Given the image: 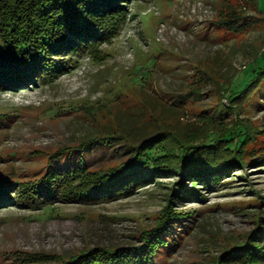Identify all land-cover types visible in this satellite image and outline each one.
I'll return each mask as SVG.
<instances>
[{
	"label": "rangeland",
	"instance_id": "374dc122",
	"mask_svg": "<svg viewBox=\"0 0 264 264\" xmlns=\"http://www.w3.org/2000/svg\"><path fill=\"white\" fill-rule=\"evenodd\" d=\"M257 1L264 15V0ZM253 5L251 0H131L118 37L100 52L96 46L92 55L62 57L67 68L55 78L29 80L12 91L0 88V174L36 182L55 153L71 157L66 148L77 151L74 159L88 155L93 170L116 167L128 160L125 139L135 143L161 132L192 137L240 122L261 133L264 112L258 110L240 112L236 122H212L219 104L229 102L198 82L203 71L226 83L264 65V21ZM234 12L246 24L242 33L219 24ZM113 134L124 141L80 147ZM226 178L212 190L196 186L205 200L175 197L180 174L98 205L59 203L53 212L0 208V264H61L95 248L139 247L140 234L159 224L170 197L171 210L186 219L173 223L176 246L160 264H215L255 226V209L245 205L256 195L264 198V164Z\"/></svg>",
	"mask_w": 264,
	"mask_h": 264
},
{
	"label": "trees",
	"instance_id": "16d2710c",
	"mask_svg": "<svg viewBox=\"0 0 264 264\" xmlns=\"http://www.w3.org/2000/svg\"><path fill=\"white\" fill-rule=\"evenodd\" d=\"M130 1L0 0V88L12 91L28 86L29 80L55 78L56 73L67 68L60 64L62 57L80 52L92 55L96 46L99 50L102 44L111 43L126 22ZM251 2L253 10L258 12V1ZM233 14L236 13L227 14L219 24L232 32L242 33L246 24L241 25L239 15ZM259 14L263 22L264 15ZM239 74L226 83H219L215 74L205 71L199 77L200 84H210V92H216L229 102V105L219 104L212 122L227 120L232 123L244 110L264 112V65L248 77ZM220 126L223 132L206 128L204 135L192 137L174 136L171 131L135 143L126 137L128 160L102 170H93L88 155L79 154V158L74 159L72 151H77L66 148L71 157L63 160L62 152L55 153L58 157H50L45 175L36 182H14L0 174V208L20 206L53 212L54 205L59 203L98 205L131 197L137 189L180 174L183 180L178 183L175 197L180 201L192 197L205 200L195 189L198 184L208 190L219 188L234 170L240 172L251 165L264 164V138L259 143L257 137L264 135V130L256 134L240 122ZM124 138L116 134L92 138L80 147L100 146L110 143L109 140L121 142ZM186 180H191L192 187H185ZM255 198V202L245 205L255 209L254 228L245 234L241 243L226 249L215 264H264V198L258 195ZM185 219L171 210L170 197L159 224L140 234L142 244L139 247L95 248L63 260L61 264H160L176 246L173 223L183 225Z\"/></svg>",
	"mask_w": 264,
	"mask_h": 264
}]
</instances>
